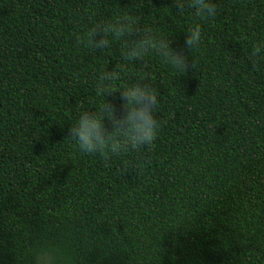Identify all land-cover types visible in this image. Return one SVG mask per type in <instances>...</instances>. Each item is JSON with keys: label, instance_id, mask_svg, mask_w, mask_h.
Returning a JSON list of instances; mask_svg holds the SVG:
<instances>
[{"label": "trees", "instance_id": "1", "mask_svg": "<svg viewBox=\"0 0 264 264\" xmlns=\"http://www.w3.org/2000/svg\"><path fill=\"white\" fill-rule=\"evenodd\" d=\"M213 2L202 20L187 0L182 13L173 0H0V264L42 249L54 264H264V58H250L264 0ZM125 15L195 68L151 51L128 61L111 36L101 51L77 44ZM121 68L117 87L157 90L162 125L150 150L105 166L68 130L102 102L99 74ZM106 99L121 114L119 93Z\"/></svg>", "mask_w": 264, "mask_h": 264}, {"label": "clouds", "instance_id": "2", "mask_svg": "<svg viewBox=\"0 0 264 264\" xmlns=\"http://www.w3.org/2000/svg\"><path fill=\"white\" fill-rule=\"evenodd\" d=\"M182 13L184 0H173ZM188 7L194 10L199 18L211 19L216 15V4L213 0H187ZM109 36L113 41L121 42V55L128 61L142 59L150 51L163 58L180 75L195 64L183 49L174 50L170 41L156 37L150 30H141L136 26V20L130 16H123L112 23H97L83 35H77V44H82L94 51H101L110 47ZM99 37V38H97ZM135 37V38H134ZM201 42V28L199 25L191 28L186 35L184 47L189 51ZM264 43L255 44L250 58H264ZM256 60L253 59L255 66ZM123 69L103 70L96 80V93L103 97L102 102L94 110L80 113L74 125L68 130V137L75 141L78 150L84 154L98 155L105 161L113 157L137 152L141 148L151 149L157 139L162 122L158 121L154 111L159 103L156 89L143 82H137L127 87H117ZM119 93L122 101L121 114L117 113L116 105L106 99ZM110 125V127L106 126ZM127 170L128 161L124 162ZM52 252L42 249L37 253L36 264H54Z\"/></svg>", "mask_w": 264, "mask_h": 264}]
</instances>
